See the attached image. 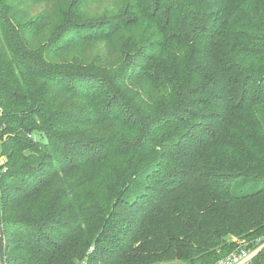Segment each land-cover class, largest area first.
Here are the masks:
<instances>
[{
	"label": "trees",
	"instance_id": "obj_1",
	"mask_svg": "<svg viewBox=\"0 0 264 264\" xmlns=\"http://www.w3.org/2000/svg\"><path fill=\"white\" fill-rule=\"evenodd\" d=\"M96 43L112 65L76 55ZM0 108L5 264L264 238V0H0Z\"/></svg>",
	"mask_w": 264,
	"mask_h": 264
},
{
	"label": "built area",
	"instance_id": "obj_2",
	"mask_svg": "<svg viewBox=\"0 0 264 264\" xmlns=\"http://www.w3.org/2000/svg\"><path fill=\"white\" fill-rule=\"evenodd\" d=\"M3 109L0 108V131L5 127L2 125L1 117ZM6 138V136H5ZM7 158L0 153V177L3 172L7 171L6 167ZM264 249V238H258L253 243H243L234 249L232 252L221 257L213 264H255V260L260 252ZM93 247L89 249L92 251Z\"/></svg>",
	"mask_w": 264,
	"mask_h": 264
},
{
	"label": "rangeland",
	"instance_id": "obj_3",
	"mask_svg": "<svg viewBox=\"0 0 264 264\" xmlns=\"http://www.w3.org/2000/svg\"><path fill=\"white\" fill-rule=\"evenodd\" d=\"M46 8H49L45 3L42 4H25V7H23V10H25V13H28L29 17L36 16L41 13H44ZM76 55L81 59H100L103 64L112 65L113 64V56H115V53H112L111 50L108 51V48L104 43H96L94 45L88 46L86 48H83L81 51H77ZM5 137V136H4ZM231 242H234L236 246L242 245L243 243H248L249 241L239 239L237 237H230L229 239ZM236 249V248H235Z\"/></svg>",
	"mask_w": 264,
	"mask_h": 264
},
{
	"label": "water",
	"instance_id": "obj_4",
	"mask_svg": "<svg viewBox=\"0 0 264 264\" xmlns=\"http://www.w3.org/2000/svg\"><path fill=\"white\" fill-rule=\"evenodd\" d=\"M0 264H5V239L0 211Z\"/></svg>",
	"mask_w": 264,
	"mask_h": 264
}]
</instances>
